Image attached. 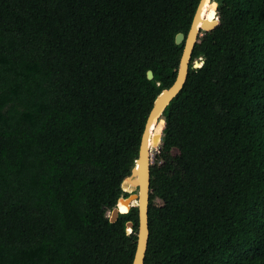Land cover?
Returning a JSON list of instances; mask_svg holds the SVG:
<instances>
[{
    "label": "trees",
    "instance_id": "1",
    "mask_svg": "<svg viewBox=\"0 0 264 264\" xmlns=\"http://www.w3.org/2000/svg\"><path fill=\"white\" fill-rule=\"evenodd\" d=\"M198 1L0 0V264H131L137 208L107 211ZM214 1L165 108L178 168L150 166L143 264H264V0Z\"/></svg>",
    "mask_w": 264,
    "mask_h": 264
},
{
    "label": "water",
    "instance_id": "2",
    "mask_svg": "<svg viewBox=\"0 0 264 264\" xmlns=\"http://www.w3.org/2000/svg\"><path fill=\"white\" fill-rule=\"evenodd\" d=\"M210 2L216 1L199 0L193 13L187 33L184 34L183 32H177L175 34V43L179 44L183 42L182 52L179 57L175 78L169 86L162 88L153 100L141 133L138 153L134 160V165L130 168L129 172L123 176L121 181V187L123 190L127 191L124 189V186H131L137 191H131L126 196H120L116 205L112 207L111 212L108 215L109 220L113 222L116 220L118 213L123 212L119 209V202H122L127 206L125 211L129 210L131 206H136L137 208L138 223L137 230L135 232L136 240L131 264L144 263V257L149 238L148 205L150 196V150L152 147L161 144L166 122L165 108L169 101L179 92L186 80L193 47L201 34V30H211L219 23L217 14L216 18L208 23H206L204 16H200L203 5L204 9H206ZM202 62L203 60H193L191 67L201 65ZM152 77L153 72L152 70L148 69L147 78L151 79ZM153 124L154 132L150 133V127H152ZM126 225L127 231L130 232V226L132 225V222L128 221Z\"/></svg>",
    "mask_w": 264,
    "mask_h": 264
},
{
    "label": "rangeland",
    "instance_id": "3",
    "mask_svg": "<svg viewBox=\"0 0 264 264\" xmlns=\"http://www.w3.org/2000/svg\"><path fill=\"white\" fill-rule=\"evenodd\" d=\"M216 11H215V15H216ZM175 150H172L170 153L168 154H162L160 151V144L157 146H154L151 148L150 150V157H151V164L157 163V164H163L164 162H169L171 163V165L173 166V168H178L173 155L175 154ZM129 187V186H127ZM128 192L134 191L136 192L137 190L134 189L133 187H129V189L127 190ZM161 199L159 198H155L154 200V204L159 205L161 204ZM111 212V210L107 211V215H109ZM129 229V228H128Z\"/></svg>",
    "mask_w": 264,
    "mask_h": 264
},
{
    "label": "bare ground",
    "instance_id": "4",
    "mask_svg": "<svg viewBox=\"0 0 264 264\" xmlns=\"http://www.w3.org/2000/svg\"><path fill=\"white\" fill-rule=\"evenodd\" d=\"M208 7L209 8H215V11L217 13L218 3L217 2H210L207 5L206 9H204V5H203V7L201 9V12H200V16H204L205 17V12H206ZM152 132H154V124L152 125V127H150V133H152ZM124 189L128 190L129 188L127 186H124ZM118 206H119V209L121 211H123V212L127 209V206L124 203H122V202H119Z\"/></svg>",
    "mask_w": 264,
    "mask_h": 264
},
{
    "label": "clouds",
    "instance_id": "5",
    "mask_svg": "<svg viewBox=\"0 0 264 264\" xmlns=\"http://www.w3.org/2000/svg\"><path fill=\"white\" fill-rule=\"evenodd\" d=\"M212 17L210 16L209 19H211ZM201 65H196V67H200Z\"/></svg>",
    "mask_w": 264,
    "mask_h": 264
}]
</instances>
